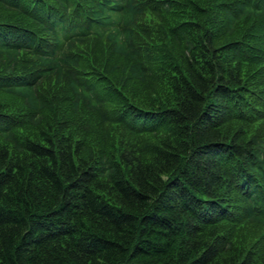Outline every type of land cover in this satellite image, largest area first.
Segmentation results:
<instances>
[{"label": "trees", "instance_id": "16d2710c", "mask_svg": "<svg viewBox=\"0 0 264 264\" xmlns=\"http://www.w3.org/2000/svg\"><path fill=\"white\" fill-rule=\"evenodd\" d=\"M0 264H264V0H0Z\"/></svg>", "mask_w": 264, "mask_h": 264}]
</instances>
